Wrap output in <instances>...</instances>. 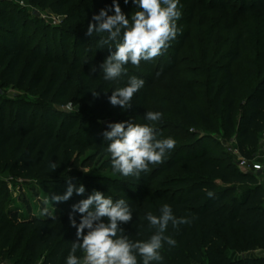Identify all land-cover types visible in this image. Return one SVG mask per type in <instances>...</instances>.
I'll list each match as a JSON object with an SVG mask.
<instances>
[{
    "label": "trees",
    "instance_id": "1",
    "mask_svg": "<svg viewBox=\"0 0 264 264\" xmlns=\"http://www.w3.org/2000/svg\"><path fill=\"white\" fill-rule=\"evenodd\" d=\"M211 1L203 6L210 10L216 8L218 11H213L214 14L224 15L219 11L223 7H229L233 16L248 9L247 14H251L253 8L264 10V0H230L219 5ZM0 4H6L2 11L7 5L18 13L22 10L11 3ZM72 5V0L53 1L51 8L66 16L64 23L56 27L44 25L45 30L52 29L54 36L59 35L63 44L67 38L73 41L79 38V25L75 24L80 18L89 17L90 8L83 9L80 18L74 17ZM112 5L106 7L109 13ZM0 26L5 32L0 37V79L15 88L35 93L51 64L61 69L69 65L67 60L58 61L51 56V46L45 55H41L40 45L27 50L24 35L21 41L17 40L19 25L13 15L3 18ZM197 31V27L192 32L184 31L179 48H173L170 42L162 55L145 61L147 65L144 61L139 67L125 65L127 73L137 69V78L145 82L144 92H149L138 105L128 110L113 107L108 99L112 93L99 105V114H106L109 108L115 114L110 123L144 124L148 123L144 118L148 110L162 113L155 123L158 138H173L175 147L163 163L150 165V171L142 173L139 179L124 177L112 169L106 150L108 142L102 135L108 127L94 121L85 124L86 118L78 123L73 119L76 116L69 117L56 109L51 101L53 86L40 93L41 101L0 96V173L36 181L47 198L62 195L69 178L76 186H85L83 196L74 193L68 201L58 204L49 200L54 212L43 211L42 215L27 217H20L17 209L6 206L0 189L1 261L66 264L71 244L76 240V228L71 226L69 215L74 216L77 224L82 215L73 212L72 206L95 190L114 201L125 199L132 207V221L120 226L133 241H144L154 234L143 217L149 211L160 215L163 204L170 205L177 218L187 217L191 221L178 227L169 224L165 235L171 236L176 244L165 243L160 250L162 261L153 264H264L261 257L232 256L241 249L242 241L245 242L243 250L264 248V190L253 174L240 171L226 157L217 155L207 145V137L200 135V130L211 127L218 117L223 136H235L242 157L251 159L257 151L259 134L264 132V39L252 44L235 36L234 43L225 51L220 47L211 54L206 51L196 57L197 67L189 71V77H184L178 67V51L183 48V41L192 39ZM99 40L96 39V44L106 55L115 51V47L101 48ZM209 46L211 43L206 50ZM66 52L64 48V55ZM21 61L25 63L20 68ZM141 70L148 75L144 76ZM170 72L183 74L175 77L168 75ZM126 81V77L117 78V88L124 87ZM163 81L169 83L168 88L161 85ZM160 91L165 94L159 95ZM102 97L103 93H99L96 100ZM137 106L141 109L133 111ZM52 161L58 165L54 171L49 169ZM96 166L100 173L79 169H96ZM107 170L109 173H103ZM206 190L214 196L208 197ZM26 208L30 209L27 201ZM231 231H236L242 239L236 242ZM76 255L82 258L83 252L78 250ZM138 262L142 264L140 257Z\"/></svg>",
    "mask_w": 264,
    "mask_h": 264
},
{
    "label": "rangeland",
    "instance_id": "2",
    "mask_svg": "<svg viewBox=\"0 0 264 264\" xmlns=\"http://www.w3.org/2000/svg\"><path fill=\"white\" fill-rule=\"evenodd\" d=\"M25 1L27 3L26 7L20 13L9 5H7L8 8L6 10L2 11L3 6L6 4H0V25H2L3 18L8 19L9 16L13 15V19L19 25L16 35L17 40L21 41V36L24 35V45L27 50L40 45L41 55H45L46 49L51 46V56L58 61L67 60V64L69 65L61 69L57 64H51L47 69L46 76L39 90L35 93H29L24 89L15 88L8 84L5 79L1 78L0 96L4 99L27 98L33 101H41L40 93L47 87L53 86L51 90V101L58 111L69 115V117L76 116L73 119H76L78 123L80 119L86 118L85 124H88V121H94L102 125V127H107L115 114H113V111H109L110 108L106 114H99L97 111L102 101L117 88V83L116 79L107 81L103 78L104 73L101 64L108 55L96 44V39L106 37L107 33H94L92 37L86 36L85 33L89 22H92L93 15L99 14L101 9H107L106 7L113 4V0H72V13L74 17L80 18L83 9L90 8V12L88 18H80L79 22L75 24L79 25V28H77L79 38L76 41L67 38V43L65 44L61 43L62 41L59 35H53L52 29L45 30L44 27V25L56 27L64 23L66 16L54 12L51 8L53 1L56 0ZM207 1L179 0L178 7L181 11V18L177 21L178 34L171 41L173 48H179L183 40L182 34L184 31L191 30L192 32L195 27L198 28L197 33L193 34L192 39L183 41L184 46L178 51V67L184 72V77H189V71L197 67L195 63L197 60L196 57L202 56L206 51L211 54L220 47H222V51H225L231 43H234L235 36L241 37L240 41L243 40L252 44L264 39V10L261 11L259 8H253L251 9V14H247L250 12L248 9L242 11L239 16H233L234 13L228 9L229 7H223L219 11H222L224 15H220L221 12H215L217 14L213 13V11L217 10L216 8L215 10H210L203 6L205 3H209V0ZM226 1L230 0H215L214 2L216 5H219V3H226ZM117 2L123 13L129 15V19L135 11L140 10L136 8L133 0H129L127 4L124 3V0H117ZM210 2L212 1L210 0ZM112 14H114L113 11L109 13V15ZM4 35L5 32L0 26V37H4ZM210 43L211 46L206 50L205 47ZM64 48L67 49L66 55H64ZM192 53H195L197 56ZM22 61L20 68L25 63ZM143 64L147 65L145 61ZM156 65L154 64V66ZM93 67H95V71H92ZM242 70L244 69L242 68ZM135 71L137 72L136 68L134 73H127L121 76L127 79L125 86L127 85L129 77H137ZM140 72L144 76L148 75L142 70ZM181 74L183 73L170 72L168 75L180 77ZM161 83L163 87H169L167 81ZM92 92L103 93V97L100 101H97L98 96L94 97ZM144 93L143 88H141L134 94L131 101V108L138 105L142 97L149 96V92L147 94ZM164 94L165 92L163 91L159 92L161 96ZM140 109L141 107L137 106L133 111ZM148 111L155 112L154 110ZM214 119V124L211 127L205 126L204 129L200 130V135L207 137L206 143L211 150L221 157H226L239 169L238 163L242 156L238 152L235 136L224 137L219 118L215 117ZM262 138H264V132L259 134L257 151L253 153L251 164L244 172L253 174L256 177L257 184L264 190V142H262ZM86 154H88V151ZM79 169L83 172L100 173L97 166L96 169ZM103 173H109V171L107 170ZM35 182L34 180H25L7 172L0 173V189L4 196L6 206L9 209H17L20 217H27L31 214L42 215L45 208L48 209L49 213L55 211L49 199L39 190ZM26 201L29 203V210L26 208ZM231 235H233L236 242L242 239L241 235L236 231H231ZM244 244L245 242L242 241V244L239 246L241 249L232 253V256L239 257L248 254L264 258V248L256 246L250 250H243ZM0 264H13V262L10 263L5 260H0ZM37 264H40V262Z\"/></svg>",
    "mask_w": 264,
    "mask_h": 264
},
{
    "label": "clouds",
    "instance_id": "3",
    "mask_svg": "<svg viewBox=\"0 0 264 264\" xmlns=\"http://www.w3.org/2000/svg\"><path fill=\"white\" fill-rule=\"evenodd\" d=\"M129 0H124L127 4ZM136 8L131 18L126 16L117 0H113L112 11L101 9L94 14L89 22L86 36L94 33H107L99 40L100 47H115L101 64L104 79L115 80L127 74L125 65L131 63L139 67L141 61H150L162 55L178 34L177 21L181 18L179 0H133ZM92 71H95L93 67ZM144 80L131 76L127 85L116 88L108 97L113 107L123 110L132 107L131 101L143 86ZM93 96L99 95L92 92ZM162 117L160 112H146L144 118L148 123L134 122L109 123L108 129L102 133L108 142L107 152L111 157L112 169L124 177L139 179L142 173L150 171V165L164 162L169 151L174 149L175 140L171 137L160 139L155 123ZM56 162L49 163V169L54 171ZM207 191V190H206ZM83 196L85 186H76L68 179L66 191L53 194L48 199L52 204L68 201L73 194ZM208 197H213L212 191H207ZM73 212L81 213L79 224L72 214L69 220L76 228V240L71 244V251L66 258V264H153L162 261L160 250L166 243L175 246L176 241L165 235L169 224L178 227L191 221L187 217L177 218L168 204L159 209L160 215L147 212L143 219L148 221V228L154 229V234L144 241H133L120 226L133 219V209L125 199L113 200L99 191H93L86 199L72 206ZM48 213V209H44ZM142 226V225H141ZM87 232L85 233V230ZM78 250L83 252L78 258Z\"/></svg>",
    "mask_w": 264,
    "mask_h": 264
},
{
    "label": "built area",
    "instance_id": "4",
    "mask_svg": "<svg viewBox=\"0 0 264 264\" xmlns=\"http://www.w3.org/2000/svg\"><path fill=\"white\" fill-rule=\"evenodd\" d=\"M0 2L11 3L20 9H23L24 7H26V4H27L25 0H0ZM262 142H264V138H262ZM250 164H251V159L240 157L238 167L240 171L244 172V170L248 168Z\"/></svg>",
    "mask_w": 264,
    "mask_h": 264
}]
</instances>
